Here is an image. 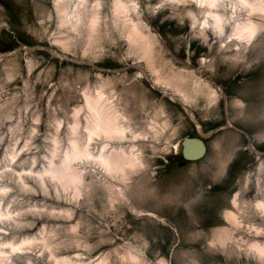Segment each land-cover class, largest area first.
<instances>
[{"label":"rangeland","instance_id":"1","mask_svg":"<svg viewBox=\"0 0 264 264\" xmlns=\"http://www.w3.org/2000/svg\"><path fill=\"white\" fill-rule=\"evenodd\" d=\"M216 3L0 0L3 264H264V12Z\"/></svg>","mask_w":264,"mask_h":264},{"label":"bare ground","instance_id":"2","mask_svg":"<svg viewBox=\"0 0 264 264\" xmlns=\"http://www.w3.org/2000/svg\"><path fill=\"white\" fill-rule=\"evenodd\" d=\"M239 1L242 2L244 5H248V6L250 5L252 7V9L256 7L255 9L258 8V10L261 9V11L264 12V4H263L264 1L261 3V1L259 2V0H258V4L259 5H257V3H251L250 0H239ZM216 2H217V0H200V5L201 6H207L208 7L209 12H207L206 17H210V19L213 18L214 23L218 26V24L220 25L221 24V21L223 20V19H221L222 16L219 15V14H217V13H214L211 10V8H213V7L215 8L217 6V3ZM205 22H203V23H205ZM236 28H237V35H239L241 37V39H242V33H246L245 36H244V38L242 40H245L248 43V42H250V39H251V37H252L255 29H256V24L251 19H247L244 22H240V23L237 22ZM247 34H249V36ZM144 73H145V70H144ZM99 112L97 113V116H96L97 117L96 126L91 129L92 132H95V131L98 132V133L99 132H103V133H108V135H109V134H111L113 132H122L123 131V129H121L116 124V122L110 121L111 118L110 117L107 118L106 115H105V113H103L101 111H99ZM116 117L117 116H115V118ZM123 133H125V132H123ZM180 148H181V145H180ZM79 155H80V157L81 156L88 157V156H90V153H89V151L87 149H82L81 152H77V153H75L73 155L68 156L65 164H63V166L61 168H58V170H53V172L58 177H60L62 180H65L66 182L67 181L70 182V179H74V178H76V176H75V174H73L71 172L70 169L72 167L70 168V166H68V164L71 163L70 160H72L73 158H75V157H77ZM97 158L102 163H106L109 168H113V169L114 168H119V166L121 167L123 165V163L126 164V161L125 160L119 161V163H117L113 154H110L108 156L101 155V156H98ZM256 206L259 207V209H261L264 212V202L263 201H258L256 203ZM233 215L234 214H232V216ZM15 248L13 247V249H15ZM252 248L255 251H257L260 255L264 256V243L255 242V244L252 245ZM63 262L65 264H72L68 259H64ZM56 263L57 264H61L60 263V260H57ZM0 264H3V263L0 261Z\"/></svg>","mask_w":264,"mask_h":264},{"label":"water","instance_id":"3","mask_svg":"<svg viewBox=\"0 0 264 264\" xmlns=\"http://www.w3.org/2000/svg\"><path fill=\"white\" fill-rule=\"evenodd\" d=\"M181 157L187 161L201 159L206 154V144L203 137L186 135L180 142Z\"/></svg>","mask_w":264,"mask_h":264}]
</instances>
